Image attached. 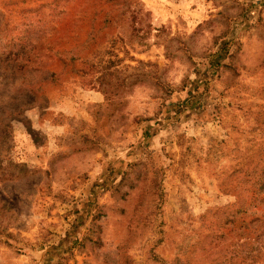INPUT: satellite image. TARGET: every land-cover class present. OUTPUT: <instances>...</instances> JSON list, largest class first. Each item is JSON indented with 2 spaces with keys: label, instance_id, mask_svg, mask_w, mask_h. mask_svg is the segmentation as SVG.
<instances>
[{
  "label": "rangeland",
  "instance_id": "obj_1",
  "mask_svg": "<svg viewBox=\"0 0 264 264\" xmlns=\"http://www.w3.org/2000/svg\"><path fill=\"white\" fill-rule=\"evenodd\" d=\"M0 264H264V0H0Z\"/></svg>",
  "mask_w": 264,
  "mask_h": 264
},
{
  "label": "trees",
  "instance_id": "obj_2",
  "mask_svg": "<svg viewBox=\"0 0 264 264\" xmlns=\"http://www.w3.org/2000/svg\"><path fill=\"white\" fill-rule=\"evenodd\" d=\"M108 1H112V0H108ZM94 5V4H93ZM93 5H91V6H93ZM91 37H93V36H91ZM92 39V38H91Z\"/></svg>",
  "mask_w": 264,
  "mask_h": 264
}]
</instances>
